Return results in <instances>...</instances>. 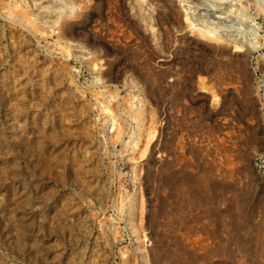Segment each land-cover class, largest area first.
Wrapping results in <instances>:
<instances>
[{"label": "rangeland", "instance_id": "1", "mask_svg": "<svg viewBox=\"0 0 264 264\" xmlns=\"http://www.w3.org/2000/svg\"><path fill=\"white\" fill-rule=\"evenodd\" d=\"M0 264H264V0H0Z\"/></svg>", "mask_w": 264, "mask_h": 264}]
</instances>
